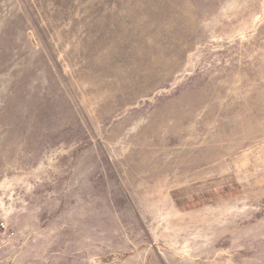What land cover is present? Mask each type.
<instances>
[{"label": "rangeland", "instance_id": "obj_1", "mask_svg": "<svg viewBox=\"0 0 264 264\" xmlns=\"http://www.w3.org/2000/svg\"><path fill=\"white\" fill-rule=\"evenodd\" d=\"M0 264H264V0H0Z\"/></svg>", "mask_w": 264, "mask_h": 264}]
</instances>
